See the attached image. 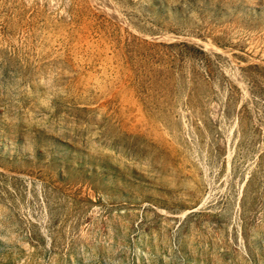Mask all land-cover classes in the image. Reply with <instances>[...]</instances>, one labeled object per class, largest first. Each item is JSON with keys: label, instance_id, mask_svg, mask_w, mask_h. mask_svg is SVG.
Masks as SVG:
<instances>
[{"label": "rangeland", "instance_id": "rangeland-1", "mask_svg": "<svg viewBox=\"0 0 264 264\" xmlns=\"http://www.w3.org/2000/svg\"><path fill=\"white\" fill-rule=\"evenodd\" d=\"M0 264H264V0H0Z\"/></svg>", "mask_w": 264, "mask_h": 264}]
</instances>
